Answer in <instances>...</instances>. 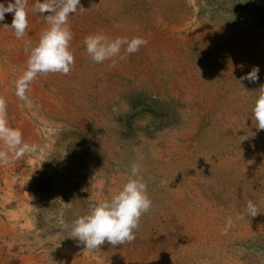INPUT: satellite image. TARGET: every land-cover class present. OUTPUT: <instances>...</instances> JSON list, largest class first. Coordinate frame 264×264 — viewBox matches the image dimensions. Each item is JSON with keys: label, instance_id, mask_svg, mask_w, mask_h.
Instances as JSON below:
<instances>
[{"label": "rangeland", "instance_id": "rangeland-1", "mask_svg": "<svg viewBox=\"0 0 264 264\" xmlns=\"http://www.w3.org/2000/svg\"><path fill=\"white\" fill-rule=\"evenodd\" d=\"M65 3L71 70L20 85L54 14L37 5ZM25 10L19 39L12 13L0 21V121L20 134L14 148L0 135V264H264V130L252 116L264 0H25ZM94 33L147 43L95 63L84 45ZM253 66L259 79L239 81ZM133 163L152 200L135 239L85 249L74 220L110 200Z\"/></svg>", "mask_w": 264, "mask_h": 264}, {"label": "clouds", "instance_id": "clouds-1", "mask_svg": "<svg viewBox=\"0 0 264 264\" xmlns=\"http://www.w3.org/2000/svg\"><path fill=\"white\" fill-rule=\"evenodd\" d=\"M40 11H54L48 19L50 26L40 35L38 42L28 49L26 71L20 78V85L26 84L41 73L67 74L74 63V56L69 49L72 33L68 25V14L75 11V7L65 3L59 10H53L44 5H37ZM5 13H12L11 28L19 39L24 36L28 26L25 0H9L7 5L0 2V21ZM147 41L141 38H111L104 33H94L84 38L85 50L95 63L117 56L122 46L129 54L136 52ZM259 66H253L239 81L255 82L259 79ZM23 89L21 88V94ZM252 116L258 129L264 130V85L259 88L252 107ZM0 135L9 147L14 148L20 143V134L4 127L0 121ZM35 151V149H33ZM0 159H6V154L0 153ZM152 207V200L148 195L147 184L140 175V168L133 163L130 178L122 188L112 195L110 200H102L81 216L72 225V237L83 243L85 249H94L105 242L115 246L131 242L135 239L141 216ZM246 213L250 216L258 214L256 204L249 200ZM228 224H231L229 218Z\"/></svg>", "mask_w": 264, "mask_h": 264}]
</instances>
